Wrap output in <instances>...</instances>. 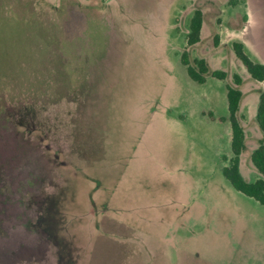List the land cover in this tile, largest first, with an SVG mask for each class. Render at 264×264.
I'll return each mask as SVG.
<instances>
[{"label":"rangeland","instance_id":"rangeland-1","mask_svg":"<svg viewBox=\"0 0 264 264\" xmlns=\"http://www.w3.org/2000/svg\"><path fill=\"white\" fill-rule=\"evenodd\" d=\"M197 9L191 59L225 82L180 66ZM234 42L264 63V0H0V264H264V206L224 177L230 127L202 115H228ZM196 198L243 218L193 241L209 262H180L174 205ZM143 231L162 232L166 262L141 261Z\"/></svg>","mask_w":264,"mask_h":264},{"label":"trees","instance_id":"trees-1","mask_svg":"<svg viewBox=\"0 0 264 264\" xmlns=\"http://www.w3.org/2000/svg\"><path fill=\"white\" fill-rule=\"evenodd\" d=\"M205 21V15L202 10L194 11L190 23L189 33L187 36V47L180 55V66L188 79L199 86L207 83L209 76L225 82L228 73L220 70H212L205 59H195L192 61L190 49L201 43L202 29ZM217 44V42H216ZM233 50L236 58L245 67L250 78L257 83L264 82V64L255 61L247 52L245 45L241 42H234ZM233 85H226L228 117H216L212 112H203V116H207L211 122L218 121L220 123H229L232 132L231 149L232 158L227 166L223 168L225 178L230 182L235 190L250 197L262 206H264V93L260 94L256 122L262 133V140L259 147L251 156L252 163L256 170L263 176L254 182L248 181L240 171L241 156L245 150V128L243 125V117L240 115L241 103L243 101V92L241 87L243 80L238 74L233 76ZM225 161L227 159L225 158Z\"/></svg>","mask_w":264,"mask_h":264},{"label":"crops","instance_id":"crops-1","mask_svg":"<svg viewBox=\"0 0 264 264\" xmlns=\"http://www.w3.org/2000/svg\"><path fill=\"white\" fill-rule=\"evenodd\" d=\"M203 28H204V25H203ZM202 34H203V29H202ZM260 63L264 64L263 62H260ZM239 66H240L239 68L241 69V71H237L236 74H238L243 80V85L241 87V90L243 92V101L241 103L240 115L243 117V125L245 128V136H246V141H245L246 147L245 148L246 149L248 148V139L255 140V143L253 144V147H252L253 149L250 155L252 156L253 152L259 147L260 141L262 140V133L258 127V124H256L255 128L253 129L252 135L248 134V129H247L248 115L245 116L244 114H245V109L247 105L249 104L250 110L252 109L253 114H254V120L256 122V116H257L258 105H259V100H260V92L264 93V89H263L264 82L262 83L254 82L250 78V75L248 74L245 67L241 64L240 61H239ZM248 86L255 87L256 90L258 91L257 93H254L253 100H248L249 98H247V95L245 93V89ZM222 124H227V126L230 127V124L228 122L222 123ZM230 130H231V127H230ZM257 130L259 132H257ZM227 131H228V128H227ZM231 140H232V132H231ZM225 158L227 159V161H225ZM231 158H232L231 156H225V155L222 157L223 161L225 162V166L228 165L229 160ZM225 166H223V168ZM223 168H222V172H223ZM241 169L242 167H241V162H240V171ZM246 179L250 181L248 178ZM183 201L184 202L182 203L179 202L174 205V208H178V209L186 211V213L181 214V217H180L181 222H179L180 226L178 224L174 225V227L176 228V233L178 234V237L181 240V245L178 246L177 250L174 251L175 256L178 258L180 262H190L188 260V258L190 257L191 258L196 257L195 259L198 258V260H204V262H209V261H206V259L204 258L205 257L204 251L201 250V248L194 247L193 241H196L199 238H201L202 240H204V238L208 239L209 235L215 233V228L219 230V226H217V224H219L220 221H222V223L224 222V219L227 218L226 217L227 213L232 212L233 219L235 218L236 220H241L243 218L241 216V212L239 210H236L235 208L236 206H232L233 210H231L232 208L231 206L229 207V206L223 205V203H220L217 207L213 208V205L212 206L205 205L203 201H199L197 198L191 201H188V200L186 201L183 200ZM223 227H224V224H223ZM183 230L185 231L184 233L186 232H189V233H186L184 236H179V233L182 232ZM223 232H224V228H223ZM143 234L146 236L145 240H147V247L146 248L143 247L141 250L142 252L141 261L142 262H166V260L168 259V254L170 250L168 251L167 250L168 248H163L160 245L161 244L160 241L162 239H165L162 232L155 231L153 234H151L150 232L146 233V231H143Z\"/></svg>","mask_w":264,"mask_h":264}]
</instances>
